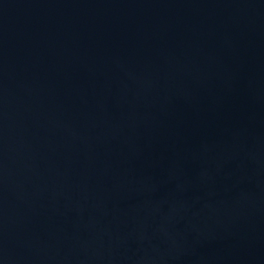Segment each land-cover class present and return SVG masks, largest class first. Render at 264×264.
<instances>
[{
  "label": "water",
  "instance_id": "obj_1",
  "mask_svg": "<svg viewBox=\"0 0 264 264\" xmlns=\"http://www.w3.org/2000/svg\"><path fill=\"white\" fill-rule=\"evenodd\" d=\"M0 264H264V0H0Z\"/></svg>",
  "mask_w": 264,
  "mask_h": 264
}]
</instances>
